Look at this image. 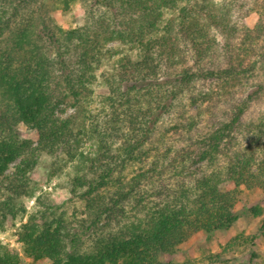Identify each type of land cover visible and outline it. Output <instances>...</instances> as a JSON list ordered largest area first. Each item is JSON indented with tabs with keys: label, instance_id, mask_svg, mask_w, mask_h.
Instances as JSON below:
<instances>
[{
	"label": "trees",
	"instance_id": "trees-1",
	"mask_svg": "<svg viewBox=\"0 0 264 264\" xmlns=\"http://www.w3.org/2000/svg\"><path fill=\"white\" fill-rule=\"evenodd\" d=\"M79 1L60 3L68 10ZM258 1L91 0L75 42L58 41L40 21L47 42L33 48L28 31L17 27L21 21L31 26L40 8L27 0H0V180L21 159L6 178L19 196L37 151L52 156L59 150L71 166V190L85 202L78 230L63 218L25 221L31 264H162L169 242L185 239L193 226L213 232L236 222L231 196L207 195L217 176L243 177L264 190V112L236 90L237 77L259 57L252 46L264 39V24L250 28L233 20L235 12L246 16ZM113 42L130 50L102 79L107 95L98 110L109 113L101 119L88 110L94 60ZM70 56L78 62L75 69ZM260 57L264 62V53ZM69 102L75 113L61 119L58 112ZM6 118L35 131L38 147L20 139ZM136 139L149 145L146 167L125 151ZM195 145L202 146L196 159L189 153ZM135 165L141 167L128 176ZM189 179L200 209L192 221H174L169 186L179 183L181 193ZM83 238L93 240L91 253L79 252ZM0 264L23 263L7 253Z\"/></svg>",
	"mask_w": 264,
	"mask_h": 264
},
{
	"label": "rangeland",
	"instance_id": "rangeland-1",
	"mask_svg": "<svg viewBox=\"0 0 264 264\" xmlns=\"http://www.w3.org/2000/svg\"><path fill=\"white\" fill-rule=\"evenodd\" d=\"M221 1V0H218ZM32 9L40 8V13H34L32 25L21 21L17 27L19 32L31 35V45L39 48L47 42V32L42 28L41 22H46L54 30L57 40L63 43L75 42L85 26L86 19L91 12V0H81L74 3L68 10H63L61 0H27ZM40 20L38 21V19ZM233 20L250 28L258 23L264 24V0L257 2L256 7L246 16L235 12ZM113 42L102 48L95 63L94 99L88 110L92 115H100L104 119L108 113H99V101L107 95L102 79L111 76L118 67L122 57L129 54L130 47ZM264 39L252 46L253 53L259 57L254 59L251 67L237 77L236 90L255 111L264 112V62L260 55L264 53ZM135 50H133V53ZM135 55V54H134ZM71 68L75 69L78 62L70 56ZM257 60V62H255ZM68 103L61 107L64 113L58 112L61 119L72 116L74 108ZM106 119V118H105ZM20 139H27L38 147V136L35 131L22 124L15 123L6 118ZM264 123V122H263ZM264 126V124H263ZM232 131L230 134H233ZM149 145L138 139L125 146L127 154L136 159V163L148 164L151 154L148 153ZM202 151L201 145L189 148L190 156L198 158ZM148 155V156H147ZM66 156L57 150L54 155L37 151V164L29 174V183L23 192L16 196L7 188L6 178L15 173V168L20 164L17 159L10 164L4 173V181L0 180V259L5 254L16 255L23 264H31L26 254L27 238L23 225L28 218L37 217L38 223L51 219L63 218L71 230L81 229L85 221V202L81 200L80 193L71 190L69 175L70 164ZM149 157V158H148ZM141 166L128 169L127 175H133ZM194 166L187 173H191ZM197 169V168H196ZM195 169V170H196ZM185 185L180 193L179 183L169 186L168 199L170 204L169 214L172 220L186 219L192 221L200 209L196 185L192 182ZM194 188V191L191 189ZM208 197L218 194L229 195L234 200L236 222L228 230L213 232L200 231L193 226L192 231L185 239L173 238L169 242L166 252L160 255L162 264H264V190L258 189L252 182H246L243 177L227 180L219 175L214 186H206ZM79 192V191H78ZM173 201V202H172ZM75 233V231L73 232ZM76 233H79L78 231ZM46 233L39 238L42 241ZM78 247L81 253H91L93 248L89 239ZM37 264H50L43 261Z\"/></svg>",
	"mask_w": 264,
	"mask_h": 264
}]
</instances>
